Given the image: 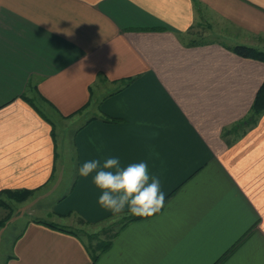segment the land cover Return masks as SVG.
<instances>
[{"label":"crops","instance_id":"obj_1","mask_svg":"<svg viewBox=\"0 0 264 264\" xmlns=\"http://www.w3.org/2000/svg\"><path fill=\"white\" fill-rule=\"evenodd\" d=\"M236 46L264 52V0H0V192H32L0 196L5 264H264V63ZM108 156L148 162L157 213L98 205L77 170Z\"/></svg>","mask_w":264,"mask_h":264},{"label":"clouds","instance_id":"obj_2","mask_svg":"<svg viewBox=\"0 0 264 264\" xmlns=\"http://www.w3.org/2000/svg\"><path fill=\"white\" fill-rule=\"evenodd\" d=\"M77 173L85 179L91 177L100 193L98 205L114 214L150 217L164 205L161 179L150 173L147 161L125 165L118 156L90 159L80 164Z\"/></svg>","mask_w":264,"mask_h":264},{"label":"rangeland","instance_id":"obj_3","mask_svg":"<svg viewBox=\"0 0 264 264\" xmlns=\"http://www.w3.org/2000/svg\"><path fill=\"white\" fill-rule=\"evenodd\" d=\"M201 27H195L190 34H198L200 32H205L207 31L209 28L207 27L206 24H201ZM213 35V34H212ZM194 39L196 41H203V40H220L218 39L215 35L208 37L207 35H202L199 34L196 35L194 37ZM55 122V128H56V136H57V140L61 139V133L60 130L61 128L63 129L65 125L60 124L59 122H56V120H54ZM70 127V126H69ZM55 196H52V198L48 199L46 204H47V209H51V207L49 208V205L53 204V201L55 200ZM25 219V218H24ZM23 219V221H24ZM119 219L120 218H113V219H109V220H105L102 223L95 225V226H87L83 223H79V226L82 227L81 230V234L82 237L85 238V240L87 241L86 237L89 235H92L93 237L90 238L88 240V243L91 242L93 243L92 246L94 245V243H96V239H104V240H108L111 235L113 234V232L115 231V228L117 226V224L119 223ZM22 220L14 223L12 225H8L7 227H5L4 229H0V264H5L6 262V258L8 257V255L11 253V246L12 243L14 241V239L18 236L20 230H19V226H21L22 224ZM62 224H65V222H61Z\"/></svg>","mask_w":264,"mask_h":264},{"label":"trees","instance_id":"obj_4","mask_svg":"<svg viewBox=\"0 0 264 264\" xmlns=\"http://www.w3.org/2000/svg\"><path fill=\"white\" fill-rule=\"evenodd\" d=\"M233 53L242 57V58H247V59H252L256 60L259 62L264 63V52H261L257 49L250 48V47H245V46H236L232 49ZM264 111V81L261 84L260 88L258 89L253 104L250 109V115L246 119L247 123H252L256 120V118ZM32 194L31 191H22V192H17V191H2L0 192L1 195H5L7 198L15 200L16 202H23L25 201L30 195ZM0 206L6 207L3 202H0ZM10 217V214L5 216L3 219L0 220V229L4 227L6 222L8 221ZM145 217H138V216H133V217H128L124 223L130 222V221H135V220H140ZM48 227L64 232H68L64 229L58 228L56 225L53 224H46ZM70 233V232H68ZM92 235H89L88 238H92ZM109 241L106 242L105 245H101L99 248L102 250H105L109 247Z\"/></svg>","mask_w":264,"mask_h":264}]
</instances>
